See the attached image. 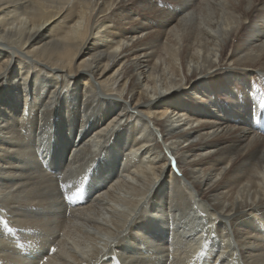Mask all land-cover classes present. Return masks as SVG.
Listing matches in <instances>:
<instances>
[{
	"label": "bare ground",
	"instance_id": "obj_1",
	"mask_svg": "<svg viewBox=\"0 0 264 264\" xmlns=\"http://www.w3.org/2000/svg\"><path fill=\"white\" fill-rule=\"evenodd\" d=\"M99 1L0 0V264H264V0Z\"/></svg>",
	"mask_w": 264,
	"mask_h": 264
},
{
	"label": "rangeland",
	"instance_id": "obj_2",
	"mask_svg": "<svg viewBox=\"0 0 264 264\" xmlns=\"http://www.w3.org/2000/svg\"><path fill=\"white\" fill-rule=\"evenodd\" d=\"M174 1L175 0H150L149 2H150V4L151 3L152 4L150 6L149 5L145 6L144 7V11L145 12H150L148 10H151V8L153 9L155 7L156 9L159 8V9H157V10H159L157 13H162V16H164L165 14L168 15V16H171L172 15L171 13H173L174 7H176V6H173V4L170 3V2H174ZM190 1H191L190 3L195 2V3H193V8H199L201 3L205 4L203 0H193V1L190 0ZM99 2H101V0ZM183 2L188 3L189 0H183ZM152 5H154V6H152ZM148 6H149V8H148ZM179 7H180V9L182 11H184V6L183 5H180ZM193 8L189 9V11H191ZM217 9L219 10V7ZM152 11H154V9ZM189 11L182 13L181 16H184ZM204 12H205L204 15L206 16L207 20L209 19L212 22H216L217 21L219 24L221 23L222 16L220 17V20H219V16H218V14L221 13L220 11H219V13H217V11L211 9L209 17H208L209 12L208 11L207 12L204 11ZM162 16L160 15V18H158V19H162L163 18ZM157 24L158 23L156 22V25Z\"/></svg>",
	"mask_w": 264,
	"mask_h": 264
}]
</instances>
